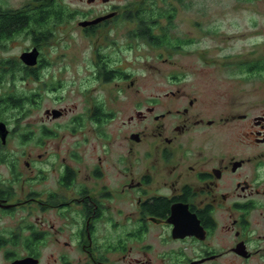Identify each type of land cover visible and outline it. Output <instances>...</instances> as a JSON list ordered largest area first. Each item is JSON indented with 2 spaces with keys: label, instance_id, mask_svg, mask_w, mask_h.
Masks as SVG:
<instances>
[{
  "label": "flooded vegetation",
  "instance_id": "af4514ba",
  "mask_svg": "<svg viewBox=\"0 0 264 264\" xmlns=\"http://www.w3.org/2000/svg\"><path fill=\"white\" fill-rule=\"evenodd\" d=\"M85 1L108 3L113 15L79 24L93 40L86 57L92 72L86 78L76 73L82 93L71 106L47 107L45 101L66 100L64 69L50 54L60 64L57 30L74 11L53 19L44 33L24 28L0 41L8 49L29 34L32 42L0 57V264H264V98L255 100L253 89L233 93L234 86H248L235 83L223 107L221 92L192 82L156 84L143 98L127 60L105 52L121 49L118 40L100 33L132 4ZM4 8L56 9L57 17L66 5L34 0ZM127 38L126 51L143 42L153 52L171 45L168 36L170 43L158 44L157 34ZM35 49L30 64L22 55ZM164 54L157 58L166 60ZM248 55L240 61L248 65L239 69L242 80L264 81V54L253 49ZM111 84L119 93L134 88L136 96L112 132L117 110L101 89ZM37 111L42 116L36 118ZM61 129L74 137L63 157L45 150ZM93 136L99 144H91ZM31 144L41 148L37 155L26 149ZM21 156L25 168L15 175Z\"/></svg>",
  "mask_w": 264,
  "mask_h": 264
},
{
  "label": "rangeland",
  "instance_id": "374dc122",
  "mask_svg": "<svg viewBox=\"0 0 264 264\" xmlns=\"http://www.w3.org/2000/svg\"><path fill=\"white\" fill-rule=\"evenodd\" d=\"M32 1L34 0H0V6L17 9ZM138 1L140 0H112L110 4L126 5ZM171 1L177 9L174 24L169 28L168 37H170L171 45L168 48H157V51L154 50L153 52V49L148 48L147 44L143 42L132 51L124 50V46L128 44L127 36L131 34V30L135 26L133 22L124 17H118L113 22H109V26L104 27L100 32L102 35H110L111 38L118 40L117 45L119 44L121 49L115 51V48L114 50H105V52L114 59L127 60L126 63L128 64L124 66H127L129 71L133 70L140 79L137 81L141 88L140 95L143 98H148L154 92L153 89L156 84L165 86L174 82H192L210 85L213 89L216 88L217 91L221 92L219 101L220 105L224 107L225 101L232 98L230 94L225 95L231 93L233 85L244 83L248 86H234L232 92L242 93L246 90L250 92V89H253L255 100L264 98V81L262 79H250L247 82L242 80L243 74L239 72V69L248 67L247 64L240 61L247 59L248 54L253 49L256 51V55L264 54V0ZM58 2L64 3L69 11H74V16L68 18L65 25L57 30L60 38L58 39L59 42L55 44V53L60 54V64L57 62L59 59L53 53L50 54L56 59L55 65L64 69L62 77L68 83V88L64 93L65 101L53 103L52 100L47 99L45 101L47 107L65 106L67 103L71 106L80 98V93H82L80 83L83 81L76 77V73H79V77L86 78L84 73L92 72L86 57L91 56L90 41H93L80 26H84L82 19L111 15L110 5L103 1L92 7L85 0H58ZM134 6L135 4H132L131 7ZM24 35L17 37L15 41H11L8 49L2 46L6 51L0 48V57L15 56L25 48L30 47L31 38L26 36L29 34ZM184 42H189V44ZM179 44L183 47L177 48L176 46ZM159 52H165L163 56L167 59L157 58ZM173 74H176L178 78H172ZM97 86H99L98 83H96ZM100 88L98 87V89ZM101 89L104 90L105 94H110V100H112L110 108L117 110V117L113 118L108 125L112 132L122 120L125 105L133 104L132 101L136 97L135 91L134 88H128L125 92L119 93L114 90L113 84L109 86V90H107L108 88ZM115 93L119 94L117 99H115ZM131 113L132 107L127 106V115ZM34 116L37 118L42 114L37 111ZM67 119L68 117H64L60 122L65 124ZM24 120H22L23 123ZM12 121L15 119L13 118ZM73 142L74 137L69 130L61 129L60 136L47 140L45 150L59 151L63 157L67 155ZM91 144H99L96 136H93ZM87 147L92 150L93 146ZM26 149L28 151L33 150L35 155L41 151V148L34 144L29 145ZM24 160L25 157L21 156L22 164L15 175L20 174L25 168ZM7 173L8 170L4 166L3 174Z\"/></svg>",
  "mask_w": 264,
  "mask_h": 264
},
{
  "label": "trees",
  "instance_id": "16d2710c",
  "mask_svg": "<svg viewBox=\"0 0 264 264\" xmlns=\"http://www.w3.org/2000/svg\"><path fill=\"white\" fill-rule=\"evenodd\" d=\"M140 3L145 5L141 7L134 6L123 12L124 18L135 24L131 34L145 38H151L157 34L158 44L170 43V41H165V38L170 34L169 28L174 24L177 8L173 5V1L140 0L131 4ZM54 10H34L27 13V11H12L0 6V41L12 37L24 28L29 29L32 33H44V30L50 29L53 19L58 18L60 22L70 17V11L67 8L60 9L61 12L57 17H53Z\"/></svg>",
  "mask_w": 264,
  "mask_h": 264
},
{
  "label": "water",
  "instance_id": "95a60500",
  "mask_svg": "<svg viewBox=\"0 0 264 264\" xmlns=\"http://www.w3.org/2000/svg\"><path fill=\"white\" fill-rule=\"evenodd\" d=\"M112 15H113V13H112L111 15L108 14V15H105V16L98 17V18H96V19H94V20H92V21H84V22H82V24H83V25L95 24V23H98V22H100V21H102V20H104V19L109 18V17L112 16ZM36 52H37V50L35 49L34 51H31V52H29V53H24V54L22 55V58H23L26 62H29L30 64H33V63L35 62ZM30 58H32V59L29 60Z\"/></svg>",
  "mask_w": 264,
  "mask_h": 264
}]
</instances>
